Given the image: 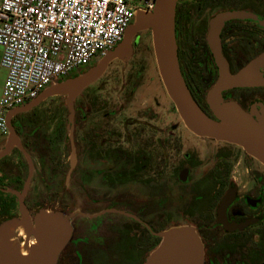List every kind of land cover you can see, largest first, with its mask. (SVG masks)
<instances>
[{
    "label": "flooded vegetation",
    "instance_id": "obj_1",
    "mask_svg": "<svg viewBox=\"0 0 264 264\" xmlns=\"http://www.w3.org/2000/svg\"><path fill=\"white\" fill-rule=\"evenodd\" d=\"M175 30L181 75L203 112L218 121L209 96L219 81L216 55L231 74L264 56V0H177ZM152 35L140 31L131 56L115 59L77 96L71 171L68 118L55 117L58 110L50 119L13 118L34 162L26 208L33 219L41 210L69 217L71 236L56 264H145L161 232L187 223L202 240L203 264H264V163L186 125L161 79ZM253 71L264 77V61ZM220 94L222 103L263 120L260 78ZM35 122L39 135L29 130ZM64 122L67 135L59 137ZM28 177L21 149L0 159V186L22 192ZM0 191L8 193L0 194V224L21 217L20 197Z\"/></svg>",
    "mask_w": 264,
    "mask_h": 264
},
{
    "label": "water",
    "instance_id": "obj_2",
    "mask_svg": "<svg viewBox=\"0 0 264 264\" xmlns=\"http://www.w3.org/2000/svg\"><path fill=\"white\" fill-rule=\"evenodd\" d=\"M177 0H156L153 11L139 10L127 28L122 40L97 63L78 75L54 82L44 88L38 96L21 106L9 109L7 141L0 149V159L10 154L14 147L21 149L28 160L29 177L22 192L0 186V190L15 193L20 197L22 215L19 219L5 220L0 224V264H56V259L71 236L69 217L58 212L41 210L33 219L24 203V196L34 173L33 159L25 147L13 124V118L20 113L31 111L45 100L54 96H66L69 110V139L71 140V169L76 164L74 139L75 100L81 91L97 81L117 58H129L133 53V39L142 30L152 31V43L161 79L167 94L176 104L179 114L198 136L215 137L217 140L234 142L246 149L264 163V118L258 123L235 102L222 103L221 94L232 86H245L256 82L264 83V77H255L257 64L264 56L250 64L238 74H231L222 56L216 55L220 67L219 81L209 93L210 105L216 119L208 116L192 97L181 75L176 42L175 17ZM23 226L26 238L20 239L17 229ZM157 248L153 250L145 264H203L204 247L199 233L191 224L173 225L161 232ZM35 243H31L32 240ZM24 243L28 253L22 251Z\"/></svg>",
    "mask_w": 264,
    "mask_h": 264
},
{
    "label": "built area",
    "instance_id": "obj_3",
    "mask_svg": "<svg viewBox=\"0 0 264 264\" xmlns=\"http://www.w3.org/2000/svg\"><path fill=\"white\" fill-rule=\"evenodd\" d=\"M156 0H0V131L9 109L97 62L122 40L139 10Z\"/></svg>",
    "mask_w": 264,
    "mask_h": 264
},
{
    "label": "rangeland",
    "instance_id": "obj_4",
    "mask_svg": "<svg viewBox=\"0 0 264 264\" xmlns=\"http://www.w3.org/2000/svg\"><path fill=\"white\" fill-rule=\"evenodd\" d=\"M149 42L151 43V40L149 39ZM2 47H0V86L3 85V82L6 78V70L4 69V67L1 65V55H2ZM150 60L152 61V63H150L151 66V70H150V74H154L155 72V64L153 63V57L150 54ZM97 62H94L91 65L88 66H82L79 70L75 71L74 74H78L79 72H83V71H87L89 68H91L92 66H94ZM142 101V100H141ZM145 100H143L142 102H144ZM167 101V105L170 107L171 106V102L169 101V99H166ZM67 106L66 103V96H54L51 97L47 100H45L39 107H37L35 110L32 111L33 113H37V114H42L44 116H47V119L52 118L55 115V110L58 111H62V116L67 120L68 118V114L67 111L65 110L64 107ZM7 136L5 134H3L0 131V140H4L6 139ZM3 192L0 191V194H2ZM3 194H8V193H3ZM20 217H13L9 220H14V219H19ZM189 224V223H187Z\"/></svg>",
    "mask_w": 264,
    "mask_h": 264
},
{
    "label": "trees",
    "instance_id": "obj_5",
    "mask_svg": "<svg viewBox=\"0 0 264 264\" xmlns=\"http://www.w3.org/2000/svg\"><path fill=\"white\" fill-rule=\"evenodd\" d=\"M37 107H35L33 110H35ZM33 110H31V111H27V112H24V113H21V114H19V115H17L18 117H20V116H23V115H29V117L31 116V115H33L32 117H35L34 119H35V121H37V119H39V118H42L43 117V115L42 114H32V111ZM65 110L66 111H68L67 110V107L65 108ZM35 115V116H34ZM55 117H57V118H59V119H61V120H65V118L62 116V111H59L58 113L56 112V115H55ZM37 122H35L34 123V125L36 124ZM31 126V127H29V130H30V133L31 134H41V131L39 130V125H38V123L35 125V126ZM38 126V127H37ZM17 128V130L19 129L18 127H16ZM19 131V130H18ZM55 134L57 135V136H59V137H65L66 135H67V132H66V128H65V122L64 123H60L59 124V126H58V131H56L55 132ZM68 151L67 152H69L70 151V149L68 148L67 149ZM1 183V182H0Z\"/></svg>",
    "mask_w": 264,
    "mask_h": 264
},
{
    "label": "bare ground",
    "instance_id": "obj_6",
    "mask_svg": "<svg viewBox=\"0 0 264 264\" xmlns=\"http://www.w3.org/2000/svg\"><path fill=\"white\" fill-rule=\"evenodd\" d=\"M17 232H18V235H19V236H21V235H23V234L26 235V231H25V228H24L23 226L18 227ZM31 243H35V241H34V242H31ZM21 248H22V251H23L25 254L28 253V249L25 248L23 241H22V243H21Z\"/></svg>",
    "mask_w": 264,
    "mask_h": 264
},
{
    "label": "crops",
    "instance_id": "obj_7",
    "mask_svg": "<svg viewBox=\"0 0 264 264\" xmlns=\"http://www.w3.org/2000/svg\"><path fill=\"white\" fill-rule=\"evenodd\" d=\"M5 79H6V78H5ZM4 85H5V80H4V82H3V85L0 86V97H1V95H2V90H3ZM41 104H42V103H41ZM4 140H5V139H4ZM4 140H0V144L3 143ZM1 145H2V144H1Z\"/></svg>",
    "mask_w": 264,
    "mask_h": 264
}]
</instances>
